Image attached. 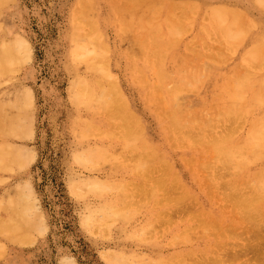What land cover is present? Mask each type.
<instances>
[{
	"label": "bare ground",
	"instance_id": "6f19581e",
	"mask_svg": "<svg viewBox=\"0 0 264 264\" xmlns=\"http://www.w3.org/2000/svg\"><path fill=\"white\" fill-rule=\"evenodd\" d=\"M12 1L0 0V9ZM255 3L264 12V1ZM100 4L77 0L73 9L74 131L87 146L72 158L88 169L105 165L108 175L72 179L70 190L97 200L81 218L89 233L133 223L127 236L151 251L111 248L102 257L107 264H264V15L218 1L111 0L118 55L127 59L131 86L151 104L154 140L111 69L118 56L103 41L108 19ZM189 27L195 32L185 41ZM30 50L19 33L1 37L0 85L29 62ZM172 60L175 77L166 67ZM197 79L214 96L209 103L187 100L200 92ZM32 95L23 87L0 100V183L35 159L32 146L18 142L33 134ZM188 182L198 184L205 202ZM33 188L18 181L0 198V259L5 241L31 246L46 232ZM160 223L165 228L157 232ZM165 246L173 251L161 255Z\"/></svg>",
	"mask_w": 264,
	"mask_h": 264
},
{
	"label": "rangeland",
	"instance_id": "374dc122",
	"mask_svg": "<svg viewBox=\"0 0 264 264\" xmlns=\"http://www.w3.org/2000/svg\"><path fill=\"white\" fill-rule=\"evenodd\" d=\"M76 1L13 0L0 9V26L4 28L0 30V39L3 35L19 33L27 40L32 49L30 50L31 54H29V62L26 61L21 66L14 79H9L8 82L0 85V100L8 99L23 87L30 89L33 94V134L31 139L18 142L32 146L36 154L29 167L12 174L13 176L9 175L6 181L0 183V198L5 190L15 182L28 180L34 187L33 191L38 200L39 212L47 227L45 234L38 237L31 246L22 247L5 241L7 250L0 259V264H61L60 260L65 256L73 258L75 264H107L101 255L102 251L111 248L121 249V247L125 252L135 254L137 252L139 255L151 254L149 247L137 246L127 236L132 227L135 226L133 223L121 228L113 227L114 229L112 228L111 232L106 235L89 233L84 228L81 218L86 212V207L89 204H95L97 200L76 198L70 190L72 179L88 175H97L98 177L108 175L105 165L98 167V164L96 168L88 169L81 167L72 158L75 153L82 151L87 146V142L80 144L75 136L74 115L76 110L71 97V85L75 79V73L69 65V55L76 45L71 40L70 35L73 30L72 16ZM192 1L197 3L218 1L228 6L238 5L242 8H249L254 17L264 15V12L257 7L256 0ZM100 2L101 9L108 19L106 25L104 24L103 41L105 39L107 45L112 48V53L118 56L116 57V64L111 69L122 81L121 84L131 108L141 115L142 120L145 121L150 130V136L155 140L156 117L149 109L151 104L146 105L143 101L145 99H142L138 89L131 86L132 84L127 80L128 76L124 74V64L127 59L118 55L121 45L112 23L115 13L111 0H100ZM194 32L195 28L189 27V31L184 34L185 41L190 39ZM177 62L178 60H172L166 66L171 71V77L176 76L174 71ZM221 69L222 66L217 65V70L221 71ZM78 73L82 75V72ZM194 73L192 70L191 74ZM202 82L197 79L199 86L202 85ZM205 83L200 87V92L196 98H187V100L192 103L198 100L209 103L214 96H211L212 93L210 96H206ZM75 129L80 130V128ZM90 141L94 144H101L98 140L97 143L94 140ZM176 161L174 159L172 163L179 168V162ZM180 172L188 180L187 173L184 170ZM117 174L122 175L120 172ZM188 184L195 187L199 199L205 202V197L199 190L198 184L194 185L190 182ZM187 204L183 203L187 206L185 208L192 209L194 204L191 202ZM177 214L180 216L183 213ZM177 214H171V217L175 218ZM141 219L143 216L140 213L135 221L140 222ZM164 225L163 223L156 225L155 231H162L165 228ZM121 232L125 234L123 235ZM159 251L161 255H167L173 251V248L165 246L159 248Z\"/></svg>",
	"mask_w": 264,
	"mask_h": 264
}]
</instances>
